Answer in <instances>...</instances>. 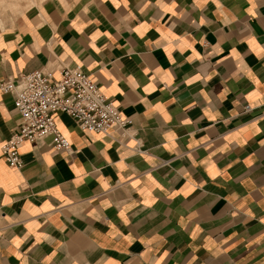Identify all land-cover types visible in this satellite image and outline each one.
Wrapping results in <instances>:
<instances>
[{
	"label": "crops",
	"instance_id": "0c3cea01",
	"mask_svg": "<svg viewBox=\"0 0 264 264\" xmlns=\"http://www.w3.org/2000/svg\"><path fill=\"white\" fill-rule=\"evenodd\" d=\"M79 67L127 137L0 153V264H264V0H40L0 29V83ZM0 90V144L17 130Z\"/></svg>",
	"mask_w": 264,
	"mask_h": 264
},
{
	"label": "built area",
	"instance_id": "2783aa9c",
	"mask_svg": "<svg viewBox=\"0 0 264 264\" xmlns=\"http://www.w3.org/2000/svg\"><path fill=\"white\" fill-rule=\"evenodd\" d=\"M2 92H10L19 115L17 130L0 144L5 163L20 169L19 149L25 142L49 139L55 151L70 152V144L56 126L54 115L69 116L82 132L108 134L117 131L127 137L131 120L110 103L100 88L79 67H65L54 80L50 72L21 73L15 81L0 83Z\"/></svg>",
	"mask_w": 264,
	"mask_h": 264
},
{
	"label": "rangeland",
	"instance_id": "374dc122",
	"mask_svg": "<svg viewBox=\"0 0 264 264\" xmlns=\"http://www.w3.org/2000/svg\"><path fill=\"white\" fill-rule=\"evenodd\" d=\"M40 0H1L0 29L21 17L28 9L37 5Z\"/></svg>",
	"mask_w": 264,
	"mask_h": 264
},
{
	"label": "bare ground",
	"instance_id": "6f19581e",
	"mask_svg": "<svg viewBox=\"0 0 264 264\" xmlns=\"http://www.w3.org/2000/svg\"><path fill=\"white\" fill-rule=\"evenodd\" d=\"M1 1V0H0ZM0 4H1V2H0Z\"/></svg>",
	"mask_w": 264,
	"mask_h": 264
}]
</instances>
